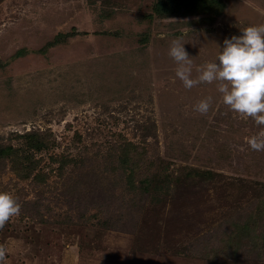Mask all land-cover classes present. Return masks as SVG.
<instances>
[{
    "label": "rangeland",
    "instance_id": "rangeland-1",
    "mask_svg": "<svg viewBox=\"0 0 264 264\" xmlns=\"http://www.w3.org/2000/svg\"><path fill=\"white\" fill-rule=\"evenodd\" d=\"M157 3L0 0V191L20 204L0 264H264L262 128L168 55L179 38L196 77L264 0Z\"/></svg>",
    "mask_w": 264,
    "mask_h": 264
},
{
    "label": "clouds",
    "instance_id": "clouds-1",
    "mask_svg": "<svg viewBox=\"0 0 264 264\" xmlns=\"http://www.w3.org/2000/svg\"><path fill=\"white\" fill-rule=\"evenodd\" d=\"M168 55L175 61V76L186 89L201 83L216 82L222 102L231 110L251 117L262 128L259 135L248 138L254 151L264 150V24L248 25L239 35L223 40V46L213 61L197 68L192 77V59L179 38L170 42ZM212 97H205L193 105L194 111L206 114ZM20 211V204L6 191H0V225ZM4 253L0 250V260Z\"/></svg>",
    "mask_w": 264,
    "mask_h": 264
},
{
    "label": "trees",
    "instance_id": "trees-1",
    "mask_svg": "<svg viewBox=\"0 0 264 264\" xmlns=\"http://www.w3.org/2000/svg\"><path fill=\"white\" fill-rule=\"evenodd\" d=\"M209 6L210 0H158L155 11L161 17H170L180 15L187 10L205 11Z\"/></svg>",
    "mask_w": 264,
    "mask_h": 264
}]
</instances>
